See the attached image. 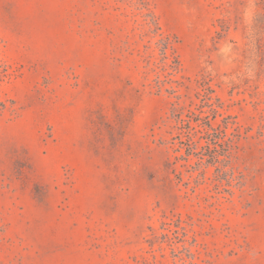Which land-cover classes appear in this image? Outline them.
<instances>
[{
  "label": "rangeland",
  "instance_id": "374dc122",
  "mask_svg": "<svg viewBox=\"0 0 264 264\" xmlns=\"http://www.w3.org/2000/svg\"><path fill=\"white\" fill-rule=\"evenodd\" d=\"M0 264H264V0H0Z\"/></svg>",
  "mask_w": 264,
  "mask_h": 264
}]
</instances>
